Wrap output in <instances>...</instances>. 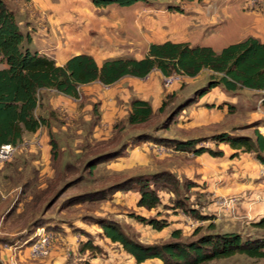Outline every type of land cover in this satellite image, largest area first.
Segmentation results:
<instances>
[{
  "label": "rangeland",
  "instance_id": "1",
  "mask_svg": "<svg viewBox=\"0 0 264 264\" xmlns=\"http://www.w3.org/2000/svg\"><path fill=\"white\" fill-rule=\"evenodd\" d=\"M88 1L68 2L83 7ZM7 2L16 12L24 31L50 32L51 13L47 10H37L32 0ZM174 5L191 10L201 9L207 12V16L215 17L216 21L228 15L241 21L239 25L255 26L257 33L244 28L241 38L255 37L264 31V0H158L149 6L166 10ZM153 75H156L154 84L157 93L151 92L152 81L136 82L140 90L147 94L143 100L150 102L155 110L152 119L142 125L127 124L131 101L137 98L132 84L125 85L126 89L121 93L100 100L102 92L108 90L104 86L95 97L84 96L74 101V105H69L72 108L68 113L57 108L55 103L50 104L46 93L42 92L38 114L48 119L50 128L42 127L37 134L26 133L14 158L0 165V259L5 262L3 264H59L56 262L63 260V264L67 261L90 264L92 258H104L111 251L118 253V263L121 264L122 259L128 261L118 246H113L103 237L98 219L119 222L125 231L136 235L143 243L169 241L173 230L179 227L176 222L182 223L184 241L193 239L197 229H201V234L235 232L246 238L264 237V229L254 226L264 218V166L257 168L255 165L257 149L253 152H246V149L236 151L229 144L206 140L197 148L223 151L224 156L212 157L206 153L196 162L195 157L198 156L193 152H188L190 157L195 156L190 159L187 153L178 152L161 142L138 141L139 137H155L160 141L205 140L226 133L233 137H249L255 142V131L259 130L264 135V92L241 89L232 93L217 87L169 120L180 106L195 99L197 93L208 86L212 73L204 70L196 78L177 75L175 84L170 87L166 86V77L160 71L154 70ZM164 102L165 110L160 112ZM115 125H118L117 128ZM50 134L57 144L56 160L52 158ZM117 151L126 156L97 165L92 175L89 170H84L93 158ZM134 154L143 157V163L140 159L132 160ZM205 158L214 159L213 168L209 169L210 163ZM197 168L201 175L195 172ZM159 169L179 171L182 179L186 177L182 183L189 184L191 181L187 179L192 177L199 186L193 183L190 188L195 190L179 189L176 195L163 191V203L173 206L180 199L183 209L196 210L207 220L181 209L160 208L162 217L168 218L169 223L174 225L170 232L167 229L153 236L151 227L132 218V213L137 214L134 209L136 196L132 194L118 192L105 200L67 203L86 193L106 189L125 178L137 176L132 175L136 172H156ZM79 176L83 178L77 182ZM203 180H208L207 187L202 184ZM155 212L154 217L157 215ZM37 221L46 223L44 227L53 233L57 243L56 251L47 257H31L30 248L37 232L34 226ZM23 236L26 241H17ZM89 238L97 248L83 252L81 249ZM127 261L126 264H129ZM252 263L247 257L236 255L211 264Z\"/></svg>",
  "mask_w": 264,
  "mask_h": 264
},
{
  "label": "trees",
  "instance_id": "2",
  "mask_svg": "<svg viewBox=\"0 0 264 264\" xmlns=\"http://www.w3.org/2000/svg\"><path fill=\"white\" fill-rule=\"evenodd\" d=\"M156 1L158 0H91L96 8L110 6L128 8L138 3L153 5ZM171 9L183 12L180 6H171ZM0 61L7 65V68L0 70V148L6 144L18 147L23 143L26 133L35 134L42 127L50 128L48 119L38 114L42 104L40 95L43 91H54L79 99V88L94 82L112 86L127 76L144 79L154 70L160 71L165 77L176 73L189 78H196L204 70L210 71L212 75L208 86L201 89L195 99L180 106L169 120H173L177 112L185 110L217 87L232 93L241 89L264 92V42L258 38L248 37L220 52L210 47H192L188 43L168 41L163 44H151L147 55L140 60L114 59L99 64L92 56L82 54L58 66L54 59L34 48L30 32L22 29L16 12L10 8L7 0H0ZM164 110L165 102L160 112ZM154 113L150 102L133 99L127 124L133 126L145 124L152 119ZM117 126L115 125V128ZM255 136V142L249 137H233L226 133L205 140L180 141L160 138L162 139L160 141L155 137H139L138 141L161 142L167 147H174L178 152H193L196 156L206 153L212 157L224 156L223 151L197 148L201 142L210 140L217 144H229L234 150L246 149V152H253L257 149V159L264 163L262 156L264 136L259 130L255 131ZM50 137L52 158L56 160L57 144L51 134ZM121 151L93 158L87 162L84 170H89V174L92 175L97 165L125 157L126 154H122ZM82 178L79 176L77 182ZM190 187H193L192 182L186 185L180 182L174 173L161 171L125 178L106 189L86 193L67 203L105 200L118 192L138 193V208L157 211V215L144 217L132 213V218L161 232L168 228L170 223L168 218L162 217L160 208L181 209L196 218L207 220V217L201 216L196 210L183 209L184 205L179 198L173 206L163 203L161 196L163 191H171L172 195L173 193L176 195L179 189H191ZM98 223L103 230V237L122 246L138 264L152 259L160 260L163 264H210L236 255L247 257L254 262L252 264H264V237L246 238L235 232L201 234V229H197L193 239L184 241L182 230L176 229L167 242L145 244L136 235H130L125 231L117 221L98 219ZM44 225H46L44 221H37L34 224L37 229ZM254 226L264 229V218ZM26 240L24 236L17 239L21 242ZM96 248L89 238L81 250L85 252ZM0 264H3L1 259Z\"/></svg>",
  "mask_w": 264,
  "mask_h": 264
},
{
  "label": "crops",
  "instance_id": "3",
  "mask_svg": "<svg viewBox=\"0 0 264 264\" xmlns=\"http://www.w3.org/2000/svg\"><path fill=\"white\" fill-rule=\"evenodd\" d=\"M32 1L37 10L45 9L51 13L50 23L52 28L49 33H44L40 30L37 32H31L30 29L26 31H29L31 34L34 48L39 53L54 59L58 66L64 65L72 57L82 54L92 56L99 64H102L104 61L114 59L135 58L140 60L147 55L151 44H163L168 41L173 43H188L192 47H210L214 51L220 52L221 48L226 45L229 46L248 38V36L246 38H241L245 32L244 28H248V32L257 33L256 28H254L255 26H244L241 24V21L235 18V16L233 17L227 15L225 17H221L224 19L216 21L215 17L213 19L211 16H207V12H203L201 9L191 10L186 9V7H181L183 12H178L171 9V6H169L166 10H159V8H155L153 6L150 7L149 5L141 3L128 8L118 6L96 8L92 4L91 0H89L88 4H85L83 7L70 4L68 2L69 0ZM239 22H241L240 25ZM240 28H242L241 32L239 31ZM256 36L255 38L264 42V31L263 33H258ZM249 37H254V35H249ZM134 50H136V52H133ZM5 68H7L5 63L0 64V70ZM153 72L151 73L152 78L149 80L152 81L150 87L151 92L157 93V89L154 84L156 75H153ZM138 80L142 82L144 79L129 76L124 77L112 86H105L108 90H106V92H102V97L99 98L100 100L101 98L108 99L110 96H115L116 93L124 91L126 89L124 87L125 85L129 86L132 84L133 87H135V96L141 100L146 99L144 96H147V94L142 92L140 87L136 84ZM102 89H104V85L100 82L83 85L79 88L80 97H95L97 94H100ZM48 92L51 93L49 94ZM48 92L43 91V93H46L47 95V101L53 105L55 103L57 108L66 113H68L72 108L69 105H74V101L77 100L75 98L58 94L54 91ZM94 102H96V99H94ZM185 153H187L190 159L195 157L194 155L190 157L191 153ZM204 156L205 155L195 157V161L197 162L199 157L203 158ZM161 158L166 159V157ZM131 159H135L137 161L140 159V163H143L144 160L143 157H139V155L136 154H134ZM204 160L210 163L209 169L214 167V159L205 158ZM256 162L255 165L257 168L264 166V163L257 159ZM161 171L174 173L180 182H183L184 179H186V177L183 179L180 177L182 174L181 172L178 173L179 171L177 172L175 170L170 171L164 169H159L156 172H136L132 175L152 174ZM195 172L201 175V171H198V168ZM192 179L193 178L191 177L187 180L196 184L197 181ZM207 182L208 180H203L202 184L207 187ZM193 190H195V188H191V191ZM205 191H207V188ZM128 194L136 196L134 209L138 215L151 217L156 213L155 211H147L143 208H138V193L129 192ZM176 224L179 226L176 229H183L180 227L182 225L181 222H176ZM173 225L174 224L163 231H167L168 229L167 232H170L169 229L171 230ZM163 231L157 232L153 230V236H157L163 233ZM106 240L113 246H118L121 252H123L122 255L127 256L126 258H128V261L127 259H122L123 262L121 264H126V261L129 264H138L131 255L127 254L123 250L122 246L112 243L108 239ZM145 244L157 243L156 241H153L146 242ZM111 252V254L104 258H92L90 264H120V262H117L120 260L118 259V253L114 254V251ZM120 256L121 255H119V258ZM2 262L5 263L3 260ZM56 263L63 264L64 260ZM65 264L75 263L74 261H67ZM142 264L163 263L160 260L152 259Z\"/></svg>",
  "mask_w": 264,
  "mask_h": 264
},
{
  "label": "built area",
  "instance_id": "4",
  "mask_svg": "<svg viewBox=\"0 0 264 264\" xmlns=\"http://www.w3.org/2000/svg\"><path fill=\"white\" fill-rule=\"evenodd\" d=\"M166 77V86H173L176 82L177 75ZM150 76L144 78V80L149 81ZM17 151V147L11 144L3 145L0 148V165H4L7 162H10ZM57 248V243L54 240V235L52 232H49L46 227H41L37 229L35 236L33 237V243L30 248L31 257L40 258L47 257L52 255Z\"/></svg>",
  "mask_w": 264,
  "mask_h": 264
}]
</instances>
